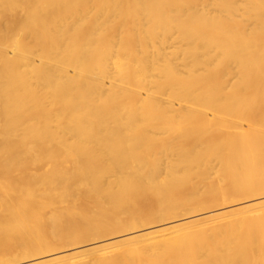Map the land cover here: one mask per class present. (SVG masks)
Segmentation results:
<instances>
[{
  "label": "bare ground",
  "instance_id": "1",
  "mask_svg": "<svg viewBox=\"0 0 264 264\" xmlns=\"http://www.w3.org/2000/svg\"><path fill=\"white\" fill-rule=\"evenodd\" d=\"M0 264H264V0H0Z\"/></svg>",
  "mask_w": 264,
  "mask_h": 264
},
{
  "label": "rangeland",
  "instance_id": "2",
  "mask_svg": "<svg viewBox=\"0 0 264 264\" xmlns=\"http://www.w3.org/2000/svg\"><path fill=\"white\" fill-rule=\"evenodd\" d=\"M96 241H102L101 239L100 240H96ZM94 243H96V242H88L86 245H84L83 246V248L82 249H88L89 247H90V244L92 245V244H94ZM75 251L74 250H70L69 252H68V254H72V253H74ZM103 254H92V255H86L85 257H84V259L82 260V261H84V262H87V263H91L92 261H91V259L94 257V256H102Z\"/></svg>",
  "mask_w": 264,
  "mask_h": 264
}]
</instances>
